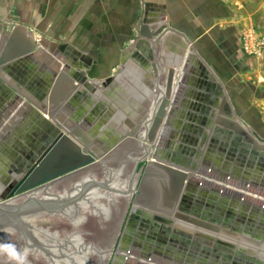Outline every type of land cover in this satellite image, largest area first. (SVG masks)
<instances>
[{
  "label": "crops",
  "instance_id": "0c3cea01",
  "mask_svg": "<svg viewBox=\"0 0 264 264\" xmlns=\"http://www.w3.org/2000/svg\"><path fill=\"white\" fill-rule=\"evenodd\" d=\"M16 24L26 30L6 41ZM139 24L146 34L165 29L151 39ZM34 28L41 32L35 43ZM24 36L33 50L1 65L0 82L82 150L99 160L126 137L150 139L147 152L187 172L182 203L213 211V201L224 198L244 226L264 227L257 195L264 189V0H0V52L7 42L3 53L10 56ZM166 67L177 85L150 132ZM166 179L143 161L124 216L178 212L180 196L169 199ZM176 224L196 232L193 224ZM122 240L116 264H181L162 248H140L143 239Z\"/></svg>",
  "mask_w": 264,
  "mask_h": 264
},
{
  "label": "water",
  "instance_id": "95a60500",
  "mask_svg": "<svg viewBox=\"0 0 264 264\" xmlns=\"http://www.w3.org/2000/svg\"><path fill=\"white\" fill-rule=\"evenodd\" d=\"M139 26V33L151 39L165 29L160 24L146 34L144 25ZM25 30L14 25L6 41ZM6 45L0 66L33 50L25 36L7 57ZM150 67L155 72V64L150 62ZM165 70L164 91L150 132L165 115L176 83L174 70ZM66 134L0 82V244H14L26 253L27 264H106L143 161L164 172L169 199L173 202L180 196L184 202L187 172L147 152L143 143L150 139L140 143L126 137L97 160L99 155L82 150ZM0 264L14 262L0 253Z\"/></svg>",
  "mask_w": 264,
  "mask_h": 264
},
{
  "label": "flooded vegetation",
  "instance_id": "af4514ba",
  "mask_svg": "<svg viewBox=\"0 0 264 264\" xmlns=\"http://www.w3.org/2000/svg\"><path fill=\"white\" fill-rule=\"evenodd\" d=\"M261 162L264 164V155ZM261 189L264 195V189ZM223 199L213 201V211H202L199 208L197 210L189 207L187 202L186 204L179 202L176 206L180 212L169 211L167 214L172 216L169 218L134 220L125 214V222L123 221L124 224L119 228L117 235L123 233L127 240L134 237L143 239V243L138 245L140 248L143 246L150 251L162 248L161 255L165 258L174 257L177 261H182L181 264H264L247 248L248 246L244 248L238 246L242 242L234 241L231 244L218 237L228 239L225 233H235L236 236L245 239L249 237L256 243L264 241V227L244 226L246 220L242 214L228 211L227 202ZM177 220L195 225L196 232L184 231L177 226ZM201 228L209 233L198 230ZM116 239L113 246L117 245ZM228 240L230 241V238ZM171 253H174V256ZM184 253L188 260L180 256Z\"/></svg>",
  "mask_w": 264,
  "mask_h": 264
},
{
  "label": "rangeland",
  "instance_id": "374dc122",
  "mask_svg": "<svg viewBox=\"0 0 264 264\" xmlns=\"http://www.w3.org/2000/svg\"><path fill=\"white\" fill-rule=\"evenodd\" d=\"M108 28H104L103 29V32H108ZM33 32H34V39H35V41H34V43L35 42H37L39 39H41L40 37H41V32L37 29V28H34L33 29ZM248 35V34H247ZM248 40L247 41H251L252 39H251V37H248L247 38ZM254 40V39H253ZM105 43V42H104ZM258 45H259V43H258ZM252 47H253V49H254V47H256V41L254 40V42L252 43ZM103 66L104 67H108V65L106 64V63H104L103 64ZM178 80H179V78H178ZM178 80H177V82H178ZM225 186V185H224ZM227 186V185H226ZM246 186L248 187L249 185H248V183L246 184ZM228 187V186H227ZM248 188H250V186L248 187ZM258 192H260V194H257V195H260L259 196V198H262V199H264V195H263V192H262V189H259V191ZM253 196H256V195H253ZM241 197H243V196H241ZM254 198H256V197H254ZM262 206V205H261ZM125 220V218H122V221H121V224L120 225H122V224H124L123 223V221ZM181 221V220H180ZM180 221H178V222H176V223H178L180 226H186V225H183V224H185V223H182L183 222V220L180 222ZM125 222V221H124ZM121 227V226H120ZM247 228H249V227H247ZM203 232V231H202ZM118 234V233H117ZM235 234V233H234ZM225 235H227L226 237H229V238H231L230 239V241L227 239V238H223V237H220V236H218L219 238H221V239H223V240H226V241H228V242H231V244L232 243H234V241L235 240H237V241H239V242H242L241 243V245H240V243L238 244V246H240L241 248H244V247H246V246H248L247 248H249L250 249V251L253 253V254H256L257 256H258V258H259V260H261V261H263L264 262V241H262V242H258V243H256L255 241H253V240H251L249 237L248 238H242V237H239V236H236L235 235V237H234V235L231 233H225ZM117 238V239H116ZM116 242H117V245L116 246H112V249H111V252H110V255H109V258H108V260H107V263L106 264H116L117 263V261H116V259H115V257L118 255V256H120V253H122L123 251L121 250L120 251V245H123L124 243H125V240H122V238H123V235H122V233H120V235H116ZM115 242V241H114ZM121 243V244H120ZM250 246V247H249ZM239 247V248H240ZM127 252L125 253L126 255H124L123 256V258L125 259V258H127V257H125V256H127V255H129V253H128V250H126ZM148 252H150V250H148ZM261 258V259H260ZM195 260V259H194ZM116 261V262H115ZM181 263H183L182 261H181ZM170 264V263H169Z\"/></svg>",
  "mask_w": 264,
  "mask_h": 264
},
{
  "label": "clouds",
  "instance_id": "9594fccd",
  "mask_svg": "<svg viewBox=\"0 0 264 264\" xmlns=\"http://www.w3.org/2000/svg\"><path fill=\"white\" fill-rule=\"evenodd\" d=\"M0 253L6 254L9 260L13 261L14 264H27L26 253L18 251L16 246L12 243L0 244Z\"/></svg>",
  "mask_w": 264,
  "mask_h": 264
},
{
  "label": "bare ground",
  "instance_id": "6f19581e",
  "mask_svg": "<svg viewBox=\"0 0 264 264\" xmlns=\"http://www.w3.org/2000/svg\"><path fill=\"white\" fill-rule=\"evenodd\" d=\"M187 181H188V180H187ZM242 192H243V191H242ZM135 255H136V254H135ZM135 255H134V256H135ZM154 262H155V261H154Z\"/></svg>",
  "mask_w": 264,
  "mask_h": 264
}]
</instances>
